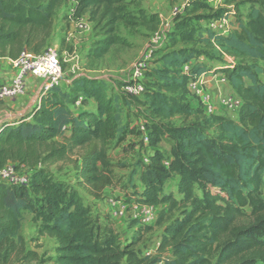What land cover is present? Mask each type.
<instances>
[{
  "label": "trees",
  "instance_id": "1",
  "mask_svg": "<svg viewBox=\"0 0 264 264\" xmlns=\"http://www.w3.org/2000/svg\"><path fill=\"white\" fill-rule=\"evenodd\" d=\"M137 2L0 0V59L16 61L24 52L47 50L56 13L70 3V23L85 19L99 30L87 60H102L114 47H131L118 34L119 24L150 33L160 28L159 14L130 10ZM193 4L188 0L185 15L174 19L150 86L145 83V100L121 91L130 100L126 105L139 102L152 121L147 135L153 151L135 194L139 204L157 208L155 222H139L136 234L124 239L111 219L101 221L77 189L50 172V166L82 151L73 162L78 184L99 199L106 188L119 185L110 148H119L130 135L144 136L122 122L120 99L105 81L79 76L53 88L28 117L0 129V168L15 162L33 171L28 186L0 183V264H46L27 247L24 213L32 216L39 236L56 242L55 264H264V0H225L239 25L229 36L193 27L190 17L203 8ZM243 4L251 6L246 21L237 12ZM229 12L220 9L209 19ZM198 43L218 49L233 63L217 69L199 65L206 52L195 48ZM192 62L184 74L183 67ZM219 70L241 101L236 120L222 112L206 115L200 102L189 103V78ZM78 103L83 108L73 111ZM175 117L185 124L161 123ZM167 136L173 146L166 162L158 145ZM171 182L175 193L166 191ZM154 227L163 229L157 253L142 254L137 250L142 233Z\"/></svg>",
  "mask_w": 264,
  "mask_h": 264
},
{
  "label": "rangeland",
  "instance_id": "2",
  "mask_svg": "<svg viewBox=\"0 0 264 264\" xmlns=\"http://www.w3.org/2000/svg\"><path fill=\"white\" fill-rule=\"evenodd\" d=\"M187 2L188 0H138L134 6L130 7V10L137 13L138 9L142 8L148 15H162L163 22L168 24L172 23L177 15H185L184 6ZM224 3L225 0H194L193 5H202L203 8L190 17V24L202 31L208 29L210 15L213 17L220 9H224L225 11L229 9V6H226ZM193 5L189 9H192L194 7ZM155 10L158 13H153ZM175 11H178L177 15H175ZM250 11L251 6L249 4H243L237 12L239 18L246 21V17ZM69 12L70 10L63 9L56 14L55 35L50 44V47L59 51L65 73L64 83L79 76L105 81L110 87L111 92L120 99L118 105L122 122L126 123L129 121L133 127H136L144 134H148L152 126V121L147 117L144 106L139 104V102L126 105L125 103L130 100L126 101L127 98L123 95L121 89L123 85L131 82L135 65L144 59L147 60L149 65L148 71L144 74L145 83L149 85L151 81L149 76L153 71L152 69H154L158 59L161 57V50L167 44L165 43L166 45L164 44L159 47H151L150 39L154 33L147 32L142 27L131 30L123 24H119L118 34L126 38L131 44V47H114L104 59L97 62H89L87 60L88 50L91 48L92 42L95 36L98 35L99 30H95V24H92L90 31H80L76 28L75 22L70 23L68 19ZM63 40L65 41L64 46L61 45V41ZM180 47L182 46L180 45ZM186 47L192 48L193 45H187ZM195 48L206 52L205 56L198 59L199 65H206L210 69L224 67L223 62H225V56L221 55L218 49H213L200 43L196 44ZM70 49L73 51L71 54L69 53ZM218 73L220 74L218 76L221 77L220 70ZM30 81H32V78L28 79V85ZM210 85L208 93L211 96L213 105L217 107V111L222 112L228 118L236 120L240 107L236 103L228 107L223 104V100L236 97L228 80L223 87H219V84H216V82H212ZM140 100H145V97L141 96ZM199 102L200 100L195 97L189 98V103L193 107L197 106ZM6 105V102H0V108H4ZM187 122L189 124L193 120L190 119ZM161 123L170 127H180L185 124V120L181 117H175L162 120ZM58 142L61 143L62 141L59 140ZM128 145L132 148L124 149ZM172 146L173 141L168 136L163 137L161 143L158 145L164 151L163 155L166 162L170 159ZM152 151V148L145 144L144 136L130 135L126 142L119 148L113 145L109 153L119 185L106 188L100 194L99 199H96L86 187L78 184L73 162L78 160L82 151H77L68 160L50 166L49 170L58 181L77 189L85 203L92 207L95 215H98L101 221L104 222L106 218L111 219L115 223V227L120 235L119 221L116 220V216L111 211L109 202L110 200L119 202L123 199L121 203L123 205L122 207H126L127 213L133 211L132 214L125 217L127 220V228L131 229L127 234L129 237L135 235L137 230L141 228L139 224L141 221L140 218H137L139 215L133 204L136 201V189L141 186L139 173L142 171V166L145 165V159H149ZM10 163L17 165L15 162ZM134 172L137 174L133 176ZM166 191L175 193V182L167 184ZM31 217L29 213L23 214L22 234L27 241L28 249L36 251L46 264H55L56 242L53 239L39 236L31 221ZM142 234V242L138 245L137 250L142 254L155 255L163 235V229L154 227L152 231L146 234L143 232Z\"/></svg>",
  "mask_w": 264,
  "mask_h": 264
},
{
  "label": "built area",
  "instance_id": "3",
  "mask_svg": "<svg viewBox=\"0 0 264 264\" xmlns=\"http://www.w3.org/2000/svg\"><path fill=\"white\" fill-rule=\"evenodd\" d=\"M188 3V2H187ZM186 3V4H187ZM186 6V5H185ZM184 6V8H185ZM230 12L219 19H211L208 24V30L216 32L222 36H229L239 27L237 15L233 7H229ZM178 11H175L177 15ZM161 25L160 28L152 35L150 39L151 47H159L167 42V35L174 27V23L165 24L163 22V16L160 15ZM76 28L80 31H90L91 24L85 20H79L75 22ZM230 64L233 63V59H230ZM191 64H187L183 67V73L188 75L191 70ZM149 65L147 60L144 59L138 62L134 68V75L131 82L122 87V92L128 96L141 97L147 93L144 74L148 71ZM14 77L8 84L0 86V102L15 101L19 98L26 96L28 92V79L35 78L41 81L39 93L37 95V101L41 102L42 98L46 96L53 88L61 87L65 82V73L59 56V51L53 47H49L47 50L40 54H32L28 52L22 53V55L14 61ZM219 73H211L209 75H201L199 77H190L188 81V90L191 97H195L200 100L206 115H214L218 113L217 107L213 105L211 96L208 93V89L212 82L219 84L218 86H224L227 83L226 77ZM240 107L241 101L237 98H230L223 100L224 106L228 107L231 104H235ZM77 105H80L79 103ZM66 129V128H65ZM149 138L147 134H144L145 144H149ZM149 162L145 159V163ZM33 171L25 166H18L8 163L3 168H0V183H4L10 186H28L31 181ZM121 201L110 200L109 207L116 216V220L126 217L127 209L122 207ZM137 214L139 215L142 224H153L157 218L158 210L156 207H147L139 204L137 201L133 204Z\"/></svg>",
  "mask_w": 264,
  "mask_h": 264
},
{
  "label": "crops",
  "instance_id": "4",
  "mask_svg": "<svg viewBox=\"0 0 264 264\" xmlns=\"http://www.w3.org/2000/svg\"><path fill=\"white\" fill-rule=\"evenodd\" d=\"M72 10L71 4H66L62 8H60L56 14H58L62 10ZM153 13H158L156 10ZM72 24V23H71ZM55 35V32H54ZM81 43V41H79ZM225 62L230 63V59L225 56ZM194 62L191 63V66H193ZM14 61L8 60V59H0V86L3 84H8L11 82V80L14 77ZM77 78V77H74ZM41 81L35 78H32V81H30L28 85V92L26 96L19 98L15 101H5L6 106L4 108H0V120H5L6 123L9 124H17L20 120L25 119L28 117L33 109L39 105V102L37 101V95L40 90ZM25 108V109H23ZM83 107L81 105H76L72 107L73 111H78L82 109ZM94 108L91 106L90 109ZM30 118H27L26 121H29ZM141 188V186H140ZM139 188V189H140ZM123 200V199H122ZM121 200V202H122ZM128 207V206H127ZM130 207V206H129ZM133 211H129L126 215L128 217L130 214H132ZM32 218V217H31ZM119 229L121 230V236L125 239L128 237V233L130 232V228H127L126 225V218H122L117 220Z\"/></svg>",
  "mask_w": 264,
  "mask_h": 264
},
{
  "label": "water",
  "instance_id": "5",
  "mask_svg": "<svg viewBox=\"0 0 264 264\" xmlns=\"http://www.w3.org/2000/svg\"><path fill=\"white\" fill-rule=\"evenodd\" d=\"M5 125V122L0 120V129Z\"/></svg>",
  "mask_w": 264,
  "mask_h": 264
}]
</instances>
